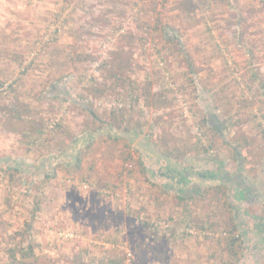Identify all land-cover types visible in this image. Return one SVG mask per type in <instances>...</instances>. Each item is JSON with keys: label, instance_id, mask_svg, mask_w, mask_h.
Masks as SVG:
<instances>
[{"label": "rangeland", "instance_id": "obj_1", "mask_svg": "<svg viewBox=\"0 0 264 264\" xmlns=\"http://www.w3.org/2000/svg\"><path fill=\"white\" fill-rule=\"evenodd\" d=\"M234 10L243 14L242 49L234 39ZM165 33H175L184 47L173 49ZM52 37V48H60L55 56L44 53ZM247 40L258 44L254 56L245 55ZM108 58L110 69L100 71ZM253 70L264 72V0L230 6L219 0H0V80L7 81L0 88V166L27 173L16 190L0 176V264L3 241L22 226L31 205L25 185L31 179L40 185L46 174L51 179L37 192L44 204L34 237L40 254L58 264H107L117 252L125 264H264V103L249 88ZM92 76L109 97L91 87ZM19 78L16 93L9 92ZM130 84L141 96L135 106L127 98ZM120 105L115 119L112 110ZM86 107L107 126L115 119L134 130L84 132ZM206 114L219 133L202 125ZM198 139L212 151L196 155ZM141 165L160 186L185 193L237 175L236 222L244 244L238 256L224 249L221 231L232 224L214 191L188 207L174 197L158 199ZM141 218L150 225L142 226ZM138 236L147 244L142 254L134 249Z\"/></svg>", "mask_w": 264, "mask_h": 264}, {"label": "trees", "instance_id": "obj_2", "mask_svg": "<svg viewBox=\"0 0 264 264\" xmlns=\"http://www.w3.org/2000/svg\"><path fill=\"white\" fill-rule=\"evenodd\" d=\"M218 1V0H215ZM234 0H219L220 3H224L227 4L228 6L232 5ZM237 2V0H236ZM114 10L119 11V4L117 2H115L112 5ZM124 10V11H123ZM63 10H61V13H59V16H61V14H63L62 12ZM122 12H125V9H121ZM239 12V11H237ZM234 10V13L237 15L238 14V21L237 24L235 25V43L240 46V48L242 49L241 44V37L243 36V33L241 32V26H240V16L242 18L243 14L240 11V13H237ZM75 14V13H74ZM243 19V18H242ZM67 21V20H66ZM147 27H150V25L148 24ZM62 30V27H57L54 34L58 35L59 32ZM208 34L213 35V31L209 30ZM165 39L168 41V44H172V48L173 49H179L184 47L182 45V43L179 40V37L174 33V34H164ZM211 39H213V36L210 37ZM146 39V38H145ZM57 38L56 37H52L51 40L49 42H47L45 44L44 47V53H47L48 50L49 52L52 54V56H55L57 50H59L60 48L54 49L51 46V43H53L54 41H56ZM142 38H139V41H142ZM247 43L249 45V43H251V47L249 46V48L245 47V55H252L254 56V53L256 52V49H258V44L257 42H252L250 40H247ZM64 48V47H63ZM62 49V47H61ZM248 49V50H247ZM40 54V52H39ZM38 54V55H39ZM187 54L189 55V53L187 52ZM37 55V57H38ZM113 55V54H112ZM36 57V58H37ZM59 57V56H57ZM34 58V61L35 59ZM58 60L60 61V59L58 58ZM255 60V59H254ZM253 60V61H254ZM15 62L18 63L19 67H22L24 65L25 62H22L21 60H14ZM190 60L187 59V62H189ZM251 63V65H253L254 63ZM226 65H228V62L225 60ZM235 63H238L235 59H234ZM33 62L29 63L28 68H26L28 71L29 68L33 65ZM63 62H58L57 61V65H62ZM239 65V63L237 64ZM189 68L191 69L190 71H192V65L189 63ZM100 71L105 70V69H110V60L109 58L106 60H103V63L100 65V67L98 68ZM13 76L16 75L15 72H13L12 74ZM6 79L3 77L2 80H0V88L3 87L4 85H6ZM22 82V79L19 78L16 81L12 82L10 84V86H8V88H10L9 92L12 93H16V91L18 90V86H20V83ZM82 82V81H81ZM90 82L92 83V86L96 92H100V94L102 95V97H109L107 96L108 93V88L107 87H103L101 84H99V80L98 78H96L95 76H92L90 79ZM89 82V83H90ZM125 82V81H124ZM100 85V86H99ZM248 85L249 88L251 89V92L253 93L254 97H259V101L264 103V72H260L258 70H253L251 71V74L249 76L248 79ZM131 86V84H130ZM89 87V84H88ZM51 88L54 90L55 86H50L49 91L51 90ZM9 90V89H8ZM129 91L127 92V98H129L131 96V98H129V101L132 103H135L134 106L136 105V103H140L139 99L141 98L139 92H138V86L132 85L131 87H129L128 89ZM146 91V90H145ZM147 94V92H145ZM245 95V94H244ZM254 99V98H252ZM79 101V100H78ZM123 101V100H122ZM79 103V102H76ZM75 103V104H76ZM80 106L82 105V103H79ZM112 107V106H111ZM119 107V108H117ZM87 110V107L84 108V110ZM112 110V109H111ZM88 112V116H89V120L88 123L86 124V126L84 127V132H89L90 134H94V133H98L103 129H115L117 131L120 132H125V133H129L131 130V127L133 126H127L126 128H123V124L120 123L118 120L116 119V115L119 114L121 115L123 112V106H116L115 110H112L113 115L115 117V119H112L113 122H110V125L107 126V122L105 121L106 119L102 116L97 114L96 112H91L89 110H87ZM212 120H210L209 115L207 116V114L205 115V117L202 120V125L204 127H207L210 131L215 132L216 134L219 133L217 131V129H215L212 125ZM107 126V127H105ZM67 132V131H66ZM42 134V132H40L38 135L33 136V139L36 140V142L42 141L40 138V135ZM261 134L264 136V131L261 132ZM220 135V134H219ZM110 137L108 138H112L115 135H109ZM125 138V137H123ZM75 139V138H74ZM127 139V138H126ZM126 142V140H125ZM204 143L202 142V139H198V141L195 142V146L196 147V155L198 154H205L208 153L209 151H212V148H207L204 147ZM62 144H65V146H67V144L65 142H63ZM93 143H90L86 149H83L82 151H80L78 153V158H76L78 164H80L83 159V154L86 153V151H88L87 149H89L92 146ZM236 148V147H235ZM234 150V152H236V149H232ZM241 160V159H240ZM239 160V162H240ZM241 165V164H240ZM141 171L142 174L146 177L150 176V178L153 180V174L148 172V170L145 168V165H141ZM24 172L25 170L20 169L19 167H15L14 164H9V167H3L0 166V176L3 175L4 178H8V182L10 183V186L12 188V190H16V187H19L20 184L22 183V181H24L25 176H24ZM26 173V172H25ZM178 177L180 178V180H186V176L185 173L181 172L179 173L178 171L176 172ZM27 174V173H26ZM172 175V174H171ZM202 176H205L203 174H201ZM208 176H212V174H209ZM43 179L39 180L40 185H36V182L32 181L30 183H27V185H25V193H26V198H30L31 202H29L31 205L29 207L25 206V211H26V219L24 220L22 226L19 229H16L14 231V233L10 236H8L2 243V248L4 249V257H5V261L2 264H58L56 260L52 259L49 256L46 255H42L39 252V244H37V241L35 239V221L37 220V217L41 214L42 210H43V200L40 193H37L41 187L43 185H46L51 177L49 175H43ZM237 175L231 176V177H226V180H224V182L220 185L217 186H213V187H196L194 188L190 193H185V191L174 188V185H167V186H160L159 184H157L156 182H154V180H147L152 186L154 187H158L157 192L159 194H157V198L160 199L162 197H168V198H176L178 199V203L179 205H183L186 201H187V207L190 205H193L194 202H197V200H202L205 199V196H207L209 194V192L214 191V197H216V200L218 198V201L220 204H223V207H226L227 212L229 213L230 216V222L232 224V226L230 228H226L224 230L221 231V234L224 237V242H225V248L229 253H232L234 256H238V252L244 249V244H243V240L241 241V237L240 236V232H239V226L237 225L238 223L236 222V212L238 211V202L240 203L241 198L239 196V184L237 180ZM38 189V190H37ZM37 193V194H36ZM103 195V194H102ZM222 202V203H221ZM183 203V204H182ZM185 205V204H184ZM171 220V218H170ZM140 222L142 224V226L148 227L150 225L149 220L141 218ZM185 222V221H184ZM189 228L193 227L191 225H188ZM214 225H210L209 228H213ZM208 228V229H209ZM208 229L205 226H198V230L201 233H206V231H208ZM137 243H135L134 245V249L140 251V254H142V251H144V247H146V242L144 241V238L141 237H136ZM224 243H221V246H223ZM120 252H117V256L116 257H112V256H108V260H107V264H125V260L126 258L123 257V255L121 256V254H119ZM99 264H104L103 261L98 260Z\"/></svg>", "mask_w": 264, "mask_h": 264}]
</instances>
